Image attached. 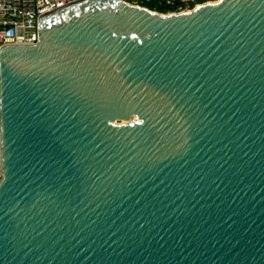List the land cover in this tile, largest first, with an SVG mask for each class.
<instances>
[{
  "label": "water",
  "instance_id": "water-1",
  "mask_svg": "<svg viewBox=\"0 0 264 264\" xmlns=\"http://www.w3.org/2000/svg\"><path fill=\"white\" fill-rule=\"evenodd\" d=\"M0 264H264V0H87L0 48Z\"/></svg>",
  "mask_w": 264,
  "mask_h": 264
},
{
  "label": "built area",
  "instance_id": "built-area-1",
  "mask_svg": "<svg viewBox=\"0 0 264 264\" xmlns=\"http://www.w3.org/2000/svg\"><path fill=\"white\" fill-rule=\"evenodd\" d=\"M81 1L83 0H0V48L35 45L38 41L40 18Z\"/></svg>",
  "mask_w": 264,
  "mask_h": 264
},
{
  "label": "trees",
  "instance_id": "trees-1",
  "mask_svg": "<svg viewBox=\"0 0 264 264\" xmlns=\"http://www.w3.org/2000/svg\"><path fill=\"white\" fill-rule=\"evenodd\" d=\"M123 1L130 3L129 0ZM212 1L216 0H193L190 2H182L181 0H139L137 5L153 12L168 14L178 13L186 7L191 10L197 5Z\"/></svg>",
  "mask_w": 264,
  "mask_h": 264
},
{
  "label": "rangeland",
  "instance_id": "rangeland-1",
  "mask_svg": "<svg viewBox=\"0 0 264 264\" xmlns=\"http://www.w3.org/2000/svg\"><path fill=\"white\" fill-rule=\"evenodd\" d=\"M137 1H139V0H129V4H131V5H135V6H138L137 4H138V2ZM182 2H190V1H185V0H181ZM125 2V1H124ZM126 3H128V2H126ZM188 10H190V9H188L187 7L184 9V10H182V11H180V12H185V11H188ZM179 13V12H178ZM131 121H135V119H131ZM119 123V122H118Z\"/></svg>",
  "mask_w": 264,
  "mask_h": 264
},
{
  "label": "bare ground",
  "instance_id": "bare-ground-1",
  "mask_svg": "<svg viewBox=\"0 0 264 264\" xmlns=\"http://www.w3.org/2000/svg\"><path fill=\"white\" fill-rule=\"evenodd\" d=\"M86 1H87V0H83V1H81V2L83 3V2H86Z\"/></svg>",
  "mask_w": 264,
  "mask_h": 264
}]
</instances>
